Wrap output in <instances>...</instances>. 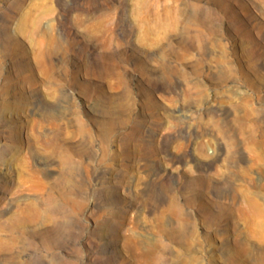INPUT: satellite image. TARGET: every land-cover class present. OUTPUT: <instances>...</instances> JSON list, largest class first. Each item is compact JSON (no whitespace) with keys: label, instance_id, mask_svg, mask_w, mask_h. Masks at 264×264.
<instances>
[{"label":"rangeland","instance_id":"rangeland-1","mask_svg":"<svg viewBox=\"0 0 264 264\" xmlns=\"http://www.w3.org/2000/svg\"><path fill=\"white\" fill-rule=\"evenodd\" d=\"M264 264V0H0V264Z\"/></svg>","mask_w":264,"mask_h":264},{"label":"bare ground","instance_id":"bare-ground-1","mask_svg":"<svg viewBox=\"0 0 264 264\" xmlns=\"http://www.w3.org/2000/svg\"><path fill=\"white\" fill-rule=\"evenodd\" d=\"M17 264H19V262H17Z\"/></svg>","mask_w":264,"mask_h":264}]
</instances>
